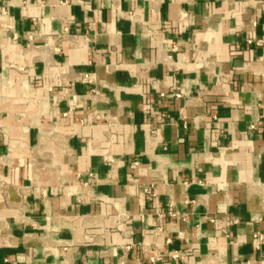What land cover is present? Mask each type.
Wrapping results in <instances>:
<instances>
[{"label": "crops", "instance_id": "crops-1", "mask_svg": "<svg viewBox=\"0 0 264 264\" xmlns=\"http://www.w3.org/2000/svg\"><path fill=\"white\" fill-rule=\"evenodd\" d=\"M0 264H264V0H0Z\"/></svg>", "mask_w": 264, "mask_h": 264}, {"label": "built area", "instance_id": "built-area-1", "mask_svg": "<svg viewBox=\"0 0 264 264\" xmlns=\"http://www.w3.org/2000/svg\"><path fill=\"white\" fill-rule=\"evenodd\" d=\"M253 237H254V242L256 243V245L260 242V240L262 239V234L259 233V232H255L253 234ZM175 255V254H174Z\"/></svg>", "mask_w": 264, "mask_h": 264}]
</instances>
